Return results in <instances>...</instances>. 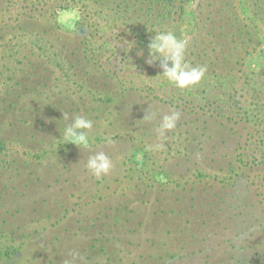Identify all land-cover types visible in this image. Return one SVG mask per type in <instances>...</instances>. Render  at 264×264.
<instances>
[{"label": "rangeland", "instance_id": "1", "mask_svg": "<svg viewBox=\"0 0 264 264\" xmlns=\"http://www.w3.org/2000/svg\"><path fill=\"white\" fill-rule=\"evenodd\" d=\"M209 2L214 4L215 0H184L176 30L172 31L178 32L177 38L188 39L192 50L206 36L197 21L207 16ZM255 2L232 0L245 33L240 36L242 44L232 50L237 56L229 63L230 68L216 71L218 75L206 74L197 86L185 90L160 76L159 64H147L144 51L141 62L145 68L140 70L136 63L132 64L131 60L135 62L140 55L135 53L130 59L127 38L117 39L112 31L101 33L94 27L98 32L93 34L92 46L86 48V67L69 70L72 82L68 84L58 69H39V52L29 45L30 39L21 36L18 27L11 34L6 28L0 31V137L6 140L9 150L7 165L0 166V245L18 247L16 258L0 264H53L52 258L66 264L74 252L81 257L78 264H264V232L258 227L260 223L264 225V203L260 206L254 200L255 206L249 207L250 195L243 190V196L235 193L220 182V176L210 172L211 179L183 185L194 167L203 163L198 156H208L212 142L202 137L201 129L209 112L195 110L196 114L177 107L189 103V99L196 100L194 104H201L204 110L216 108L228 120L227 128L232 129L234 115L244 112L243 107L253 101L255 79L264 66V12L254 14ZM27 3L0 1V22L15 26ZM94 21L100 25L97 17ZM49 38L46 45L50 51L64 42L72 50L69 52L75 54L76 49L81 55L76 39L68 36L69 41H65V35L59 33ZM104 41L110 44L104 47ZM32 65L42 72V77L26 76L33 73L29 70ZM80 72L87 78L101 72L109 77L104 83L114 91L132 87V101L126 103L121 98L113 104L92 100L80 87L81 78L76 76ZM207 98L210 100L204 102ZM43 99L46 105L63 100L69 119L82 115L94 122L87 150L71 145L59 152L53 135L61 128L57 118L63 114H51L48 107L37 114ZM168 101L175 107L166 104ZM211 103L215 105H208ZM148 109L149 113H157L152 123L143 121ZM170 111L180 114L181 127L168 133L162 141V151H149L147 146L158 142L154 128L159 116ZM36 119L46 124L42 131ZM209 133L212 132L205 134ZM187 145L203 151L184 160L178 153ZM140 148L150 158L144 166L139 165L144 161ZM98 151L105 152L114 165L110 174L100 180L85 167L89 156ZM136 166L143 172L135 170ZM152 168L169 171L170 184L160 187L156 180L147 181ZM250 177L264 198V173ZM139 181H145L143 186L139 187ZM190 188L194 191L182 192ZM119 204L127 215L126 221H121L125 229H118L112 219L104 220ZM95 224L104 225V233L114 236L108 250L93 254L87 247L84 228ZM114 228L118 230L116 234Z\"/></svg>", "mask_w": 264, "mask_h": 264}, {"label": "trees", "instance_id": "2", "mask_svg": "<svg viewBox=\"0 0 264 264\" xmlns=\"http://www.w3.org/2000/svg\"><path fill=\"white\" fill-rule=\"evenodd\" d=\"M24 1L29 3L23 7L26 10L20 13L15 20L14 23L16 25L9 27V23L4 21L0 22V31L6 28L11 34L15 29L14 27H18L21 31V36L25 37V39H30L31 41H26H30L29 45L36 48L39 52L37 54L38 61L36 62L39 69L44 71L52 68L58 69L63 73L67 84L72 82L71 76L68 73L70 72L69 70L73 69L77 71L86 67L83 65L84 61L88 62L85 52H88L86 48L90 47V44L92 46L94 32L99 31L102 33L103 31H112L116 33V38L126 37L129 43L128 52L130 53V59L133 58V54L138 52L142 53L144 51L148 55V44L153 39L155 31L167 30L174 32L176 30V24L180 19L182 5L184 3V0H58V2L52 3H42L40 0ZM262 1L256 0L253 4L254 8L257 9L256 11L254 10L255 12L253 11L255 15L264 12V3ZM72 8L79 10L80 18L75 24V30L69 31L57 22V10H69ZM208 8L210 9L207 11V16L197 21V23L200 21L199 24H201V27L198 25V28L203 27L206 31V36L203 37L200 46L195 50H192L188 45L186 60L192 67H196L197 65L206 66V74L218 75L216 71L228 70L230 68L229 63L237 56L232 50L237 44H242L240 42V36L245 31L243 28L244 25L241 24L242 21L239 17V12L232 3V0H215L214 4L209 2ZM96 17L99 19L100 25L95 23L94 19ZM197 23L195 22V25ZM95 26L98 28V31L94 29ZM57 33L65 35V41H69L68 36L76 39L82 48L81 55H78L80 50H74L77 54L69 52L72 50L67 48L68 46L64 42H60L57 48H53V51H50V48L46 44H48L49 37ZM174 34L177 36L178 32ZM108 44L110 43L104 41L103 46L106 47ZM30 49L33 50L32 48ZM143 56H138L135 62L131 60V63H136L140 70L145 68L144 62H141L144 60L142 58ZM29 70L33 73H29L26 75L27 77H42L39 76V73L42 72L37 70L36 65L30 66ZM76 76L81 78L80 87L82 89L85 88L86 94L98 103L108 102L114 104L121 98L126 103L132 101L131 92H134L132 87L114 91V88H110L107 83H104V81L109 80V77L104 76L101 72L92 75L93 79L87 78L81 72ZM255 80L257 87L252 90L253 101H250L247 107H243L245 108L244 112L234 115V123L235 125H239L238 128H235V125H233L232 129H228L227 125H225L228 120L224 119L216 111V108L207 109L206 107L207 110H204L201 104L198 106L197 103L194 104L196 100L189 99V103L183 102V104L177 106L178 109L190 111L191 113L195 110H199V113L204 114L209 112L201 129L203 130L202 137L207 139L208 142H212V145L208 149V156H198L203 163L200 162L194 167L193 173L189 176L190 179L186 178L185 181H182L184 186L195 185L200 179L213 178L208 173L210 172L215 177L217 175L220 176V182L227 187H232L235 193L241 194V190H243L246 194L250 195L251 202H247L249 207L255 206L254 200L257 201L258 205H263V194L260 193L258 186L252 181L250 175L258 172L264 173V66L260 69ZM214 90L212 89V91ZM50 93L53 96V92ZM47 100L50 101V99ZM208 100L210 98L204 99L203 101L208 102ZM170 102L168 101L166 104L172 106ZM91 103L93 101L90 100ZM42 104L37 108V114L46 107L50 109L51 114H55L56 116L61 115V113L63 114L64 111L69 112L65 109L64 101L61 99L57 102H51L49 105L48 103L46 105L45 99H43ZM70 104L72 106L75 105L73 102H70ZM208 105L214 106L215 103ZM194 113L198 114V112ZM36 120V123H40L38 127L39 131H42L44 126L46 127V124L41 119ZM57 120L61 128L54 131L53 138H57L55 145H57L59 152L62 153L72 145L65 144L62 138H60L62 137L64 128L67 126V122L71 123V119L68 118L65 120L63 116H60ZM180 127L181 124L177 125L176 129ZM209 131L212 133L205 134ZM7 151H9L7 142L0 137V166L7 165V157L9 156ZM138 151L143 152L144 161L139 165L144 166L149 162L150 158L141 148ZM202 151V148L199 149L197 146L190 147V145H187L182 146L178 155L180 154L181 158L187 160L193 155L192 153H201ZM135 155V153L132 154L133 157ZM195 162L193 161V163ZM244 168L245 171L243 170ZM134 169L142 170L137 166ZM208 169L210 170L207 171ZM151 170L152 175H148L147 181L155 182L156 180L155 183L160 187H165L170 184V180L172 179L170 178L169 171H159L156 168H152ZM155 175L163 176V179L157 180L154 177ZM142 181H139L141 183L139 187L145 183V181ZM175 184L180 186L177 182ZM145 189L148 188L145 187ZM168 189L172 190L173 188L168 187ZM142 191L145 190L142 189ZM192 191H194V188L182 190V192L187 193H191ZM241 195L243 196V194ZM261 198L263 199L261 200ZM261 210L264 213V208ZM124 211L123 206L119 204L117 210L111 215H105L104 220L112 219L115 221L114 223H117V227L119 226L118 229H125L124 224H121L122 219L126 221L127 217ZM258 227L261 229V232H264V225L262 223L258 224ZM112 230L115 234L118 232L116 228ZM84 231L85 236H88L89 244L87 247L93 254L108 250V246L113 240L114 235L109 234L107 231L105 234L104 225L95 224L93 227L84 228ZM16 248L18 247L0 245V261L16 258L18 251ZM55 252L57 253V250ZM52 253L56 256L54 251ZM50 260L58 264L56 259L52 258Z\"/></svg>", "mask_w": 264, "mask_h": 264}, {"label": "clouds", "instance_id": "3", "mask_svg": "<svg viewBox=\"0 0 264 264\" xmlns=\"http://www.w3.org/2000/svg\"><path fill=\"white\" fill-rule=\"evenodd\" d=\"M79 10L72 8L69 10H57V22L68 29L75 30V24L79 20ZM126 43H128L126 41ZM188 39H179L172 31L159 30L154 32V37L148 44V59L146 63L152 65L158 63L162 69V76L171 85L177 89L185 90L197 86L205 77L207 72L206 66L192 67L186 60V52L188 48ZM138 55L142 53L138 52ZM67 113H63V119L67 120ZM180 119V114L170 111L168 114L159 116V122L154 128L156 140L155 144L148 145L149 151H162L165 145L162 141L167 139L168 133L173 132ZM157 120V113H149L145 115L143 121L152 123ZM93 121L82 115L72 117L63 130L62 140L65 144L77 146L80 150H87L90 147L89 132L93 128ZM111 143V140H108ZM87 170L97 180L110 174L114 167L111 158L103 151H98L94 155L89 156L85 165ZM71 260L66 264H78L81 257L78 253L71 254Z\"/></svg>", "mask_w": 264, "mask_h": 264}]
</instances>
